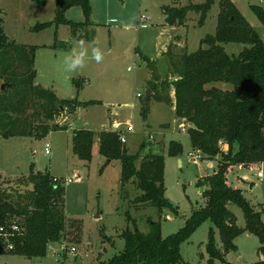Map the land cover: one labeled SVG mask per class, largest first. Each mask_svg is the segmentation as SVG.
<instances>
[{"label":"trees","instance_id":"1","mask_svg":"<svg viewBox=\"0 0 264 264\" xmlns=\"http://www.w3.org/2000/svg\"><path fill=\"white\" fill-rule=\"evenodd\" d=\"M33 1L45 4V0ZM178 2L173 0L172 5L163 7L167 23L187 25L188 13L195 11L200 13L198 22L201 26L216 0L184 6H178ZM73 6L83 9L85 22L66 18V11ZM219 6L216 32L201 41L207 47L190 53H175L171 48L176 45H171L164 52L169 69L165 79L161 78L156 61L141 56L149 68L147 85L152 93L143 101L144 118L149 114L150 100L154 99L174 107L176 117L190 124L188 133L194 147L214 155L220 151V140L229 145L228 153L219 162V170L199 179L198 184L204 187L202 194L206 205L193 211L185 225L168 237L162 234L161 218L147 220V233L137 228L134 220L135 229L128 227L122 233L124 249L103 264H190L183 260L181 244L206 220L214 225L206 244L209 263L215 259L227 262L225 255L237 249L235 238L245 232L259 237L258 253L264 256V206H253L242 188L229 184L227 176L236 165L258 167L264 164V41L232 0H219ZM252 9L264 24V6L254 4ZM91 14L90 0H57L54 20L37 23L33 30L67 24L71 27V39L83 38L86 33L79 34L80 30L95 24ZM3 23L0 16V138L39 139L52 131L67 129L58 122L60 115L73 114L81 105L98 103L96 100L82 102L78 98H61L53 89L37 83L35 60L40 46L19 44L10 39ZM55 39L52 47H57L60 42L57 32ZM71 39L61 42V46L70 45ZM88 40L94 42V39ZM232 42L245 45L237 55L228 53L224 47ZM85 80H73L77 90L85 85ZM3 83L8 85L1 89ZM219 83L228 88L219 87ZM96 136L94 130H74L72 148L81 160L92 161ZM98 138L99 153L105 158L102 169L113 160H120L122 187L133 182L141 191L132 201L134 205H152L158 209L160 217L165 208L178 214V208L165 195V156L162 153L152 152L141 157L140 150L146 147L145 143L138 152L131 153L121 142L119 133L113 130L102 129ZM181 152V143L172 141L169 154L177 156ZM54 178L50 172L32 170L28 175L3 179L0 172V226L17 219L24 229L23 234L12 239L14 248L9 250L13 253L42 258L52 243L64 239L67 230L65 188ZM231 205L242 209L244 226L238 225ZM216 229L223 250L217 246ZM6 247L8 242L0 236V255ZM257 264H264V259Z\"/></svg>","mask_w":264,"mask_h":264},{"label":"rangeland","instance_id":"2","mask_svg":"<svg viewBox=\"0 0 264 264\" xmlns=\"http://www.w3.org/2000/svg\"><path fill=\"white\" fill-rule=\"evenodd\" d=\"M204 1L206 0H179L177 5L184 6ZM232 1L264 41V24L252 9L254 4L264 6V0ZM90 2L91 19L96 23L92 28L91 25L85 26L86 28L80 30L79 34L86 33L83 37L85 40H96L97 44L92 43L91 46L101 49L103 60L99 64L95 60L84 64L93 71L90 77L93 84H89L88 79L85 80L78 100L82 102L96 100L98 103L81 105L73 114L60 115L57 118L58 122L67 129L52 131L39 139L25 136L0 138V172L3 179L28 175L32 170L50 172L52 177L62 178L59 185L65 188L67 214L65 237L61 242L52 243L47 255L42 258L15 254L6 247L4 253L0 255V264H103L124 249L125 240L122 233L128 227L135 229L134 220L137 228L147 233L149 231L147 220L161 218L162 234L168 237L185 225L186 219L193 211L206 205L202 187L198 184L199 179L218 171L222 156L229 151V148L224 150L219 148L217 154L210 155L200 150L204 159L198 162L191 161L188 152L198 148L192 145L188 133L190 124L184 119L177 118L171 105L151 99L147 118L142 115L150 74L147 64L138 58L135 44L137 42L141 46L142 50L140 49L138 53L153 56L156 33L154 30L140 28L139 21L142 16H150V21H157L161 16V6L170 4L173 0H90ZM56 3L57 0H45L44 5H39L33 0H0V16L4 20L3 27L10 39L19 44L40 46L36 59L38 81L48 87L60 88V95L69 97L74 93V84L70 76L71 71L66 69L64 59L69 54L71 45L62 47L61 42H66L65 30L71 27L67 26L61 30L60 42H57L55 48L52 47L56 40L53 27L42 31L33 30L37 23L54 20ZM219 11V4L216 1L201 26L198 22L200 13L190 11L187 25H184L186 30L183 29V35L181 34L182 46L176 45L171 48V52L190 53L200 47H207L201 41L207 35L216 32ZM82 12L80 6H74L66 13V17H72L74 21L84 20ZM140 31L142 35L138 42ZM111 43L114 46L113 52H105ZM224 46L228 53L237 55L245 45L232 42ZM59 51L61 53H56ZM164 57L167 59L165 55ZM156 66L161 78L165 79L168 76V61L163 63L159 60ZM74 78L84 76L76 75ZM217 85L224 89L228 88L222 83ZM138 92L142 93V97L137 96ZM171 95L173 96V92ZM115 121H118L117 126L125 131L128 140L126 146L131 153L138 152L145 143L146 147L140 150L141 157L152 152L165 156V195L178 208V214L165 208L160 217L158 209L152 205H134L132 201L141 191L133 182L126 188L122 187L120 160H113L102 169L105 158L99 153L98 133L102 129L114 128ZM129 123L134 126L133 132H126ZM81 128L97 132L91 162L81 160L73 152V132ZM150 135L154 136L153 139ZM172 141L182 145V152L177 156L169 154ZM47 143L50 145L48 154L45 152ZM137 165H140V160L137 161ZM260 169L264 173V164L258 167L236 165L227 175L229 184L242 188L245 197L258 208L264 206V175L258 176ZM74 174H78L80 179H74L71 183L64 182L67 178H74ZM252 182L256 183L253 188ZM230 209L237 215L238 225L244 226L242 209L236 205H231ZM97 214L99 218H95ZM211 227H214L213 223L206 220L181 244V254L185 262L255 264L262 258L258 253L261 245L259 237L245 232L235 238L237 249L225 255L228 262L215 259L213 263H209L206 244ZM216 241L217 246L223 250L217 229Z\"/></svg>","mask_w":264,"mask_h":264},{"label":"crops","instance_id":"3","mask_svg":"<svg viewBox=\"0 0 264 264\" xmlns=\"http://www.w3.org/2000/svg\"><path fill=\"white\" fill-rule=\"evenodd\" d=\"M216 1H218V4H219V0H216ZM180 4V3H179ZM165 5H172V2L170 3V4H163L162 6H161V16L160 17H158V19H157V21H153V20H151L150 21V16H147V17H145V16H142L141 17V19H140V21H139V27L140 28H143V29H150V31L151 30H154L155 31V33H156V35H155V44H154V51L153 52H155L154 53V55L153 56H151V57H149L150 59H152V60H154V61H156L157 62V64H158V61L159 60H162L163 61V63L165 62L166 63V60L167 59H165V57H164V52H166L168 49H169V47L171 46V45H178V46H182V42H180V40H182V35H183V29L185 28L184 27V25H170V24H168L167 23V21H166V19H165V14H164V12H163V7L165 6ZM74 7V6H73ZM73 7H71V8H69L67 11H66V13L70 10V9H72ZM82 9V8H81ZM219 10H220V6H219ZM82 11H83V9H82ZM66 13H65V16H66ZM83 13V17H84V20L83 19H79L80 21H75V22H85V20H86V18H85V15H84V11L82 12ZM217 14H219V12L217 13ZM78 16V15H77ZM107 16H108V14H107ZM188 17H190V16H188ZM218 17V16H217ZM67 18V17H66ZM79 18H81V17H79ZM111 18V17H110ZM68 19H70V20H72V21H74L73 19H72V17L71 18H68ZM113 19H116V18H112V20ZM153 21V22H152ZM94 23H96V21H94ZM187 24V23H186ZM69 27V25H67V24H61V25H59L58 27H55V26H52L54 29H55V32H57V36H58V40H59V37L61 36L60 35V32H61V30L63 29V28H65V27ZM89 27V26H88ZM93 27V25H91L90 26V28H92ZM129 27V26H128ZM48 28H50V27H48ZM86 28V27H85ZM130 28V27H129ZM47 29V28H46ZM184 30H186V29H184ZM66 31V33H67V35H66V38L64 39V40H66V41H69L70 39H71V28L69 29H66L65 30ZM82 33H84V32H82ZM182 34V35H181ZM141 35H142V33H141V31H140V34H139V39H138V42H139V40H140V38H141ZM184 35H185V32H184ZM81 40H83L84 42H85V46L88 48V50H89V56H88V58H86V62L85 63H88V62H90L91 60H93L92 58H91V49H92V46H91V44L92 43H95V44H97L96 43V40H94V42H92L91 40H85L84 38H73V39H71V42H70V45H71V47L73 46V44H75V43H78L79 41H81ZM145 40V39H144ZM146 41V40H145ZM147 43V42H146ZM185 43H186V41H185ZM42 47V46H41ZM135 47L138 49L137 50V56H138V58H141V56H145V55H143V53L142 52H139L138 53V51L141 49L140 47V45H139V43H137L136 42V44H135ZM142 47H143V45H142ZM225 47V46H224ZM55 48V47H54ZM39 49V48H38ZM38 49H37V51H36V59H37V56H38ZM113 50H114V46H113V43H111L110 45H109V47L106 49V51L105 52H107V53H110V52H113ZM142 50V49H141ZM65 51V50H64ZM63 52V51H62ZM56 53H61V51H59V52H56ZM148 57V56H147ZM35 67H36V70H37V64H36V60H35ZM93 74V71H91V69H90V67L88 66V65H84L82 68H80V69H78L76 72H71L70 73V76H71V78L74 80L75 78H74V76H76V75H78V76H84V78L85 77H87V78H85L86 80H87V82H90L89 84H93L92 82H91V79H90V77H91V75ZM68 76V78H70V76L69 75H67ZM38 70H37V77H36V82L37 83H39V84H41V85H43V86H45V87H48V86H46L45 84H42L40 81H38ZM72 80V81H73ZM73 84H74V81H73ZM88 84V85H89ZM48 88H50V89H53L56 93H57V95L59 96V97H61V98H78L79 99V92H80V90H77V88H76V86H75V84H74V93L71 95V96H69V97H65V96H62V95H60L61 93H60V88H58V87H56V86H51V87H48ZM173 109H174V107H173ZM180 163H182L181 161H180ZM254 185H256V183H254ZM238 218V217H237ZM264 218V217H263ZM237 246V245H236ZM260 255H262V254H260ZM262 259H264V256L262 255V258L260 259V260H262ZM260 260H258V261H256V263L255 264H257ZM228 262V261H227Z\"/></svg>","mask_w":264,"mask_h":264},{"label":"built area","instance_id":"4","mask_svg":"<svg viewBox=\"0 0 264 264\" xmlns=\"http://www.w3.org/2000/svg\"><path fill=\"white\" fill-rule=\"evenodd\" d=\"M137 96L142 97V93L138 92ZM115 124L116 125L114 126V128H111L110 130L117 131L120 135L121 142L123 144H126L128 142V140H127V136H126L125 131H122V129H120L117 126L118 121H115ZM133 131H134V126L129 123L126 126V132H133ZM153 137H154L153 135H150L151 139H153ZM49 146H50L49 143H47L46 147H45L46 154L50 153ZM218 146L221 150L229 148V145L224 140H220L218 143ZM188 157H189V160L194 161V162H198L201 159H204V156L199 149L195 150V151L188 152ZM210 166H212L211 163H210ZM263 175H264L263 170L260 169L258 172V176L263 177ZM61 179H62L61 177L55 176L54 181L58 183L61 181ZM74 179L79 180L80 176L78 174H74V178H67V179H65L64 182L65 183H71L74 181ZM23 233H24V229L17 219L11 221L8 225L0 226V236L8 242V249L14 248V244L12 243V239L15 238L16 236H18L19 234H23Z\"/></svg>","mask_w":264,"mask_h":264},{"label":"clouds","instance_id":"5","mask_svg":"<svg viewBox=\"0 0 264 264\" xmlns=\"http://www.w3.org/2000/svg\"><path fill=\"white\" fill-rule=\"evenodd\" d=\"M88 56L89 50L85 46V42L83 40L73 44L69 54L66 55L64 59L66 69L71 72H76L78 69L84 66ZM91 58L98 64L102 62L103 54L99 47H93L91 49Z\"/></svg>","mask_w":264,"mask_h":264},{"label":"water","instance_id":"6","mask_svg":"<svg viewBox=\"0 0 264 264\" xmlns=\"http://www.w3.org/2000/svg\"><path fill=\"white\" fill-rule=\"evenodd\" d=\"M7 85H8L7 83H3L2 86H1V89H4ZM150 94H151V89L149 88V89H147V91H146L145 100H147V98L149 97ZM254 183H255V182H252V183H251V188H253ZM201 190L203 191V190H204V187H202ZM99 217H100L99 214H97V215L95 216V218H99Z\"/></svg>","mask_w":264,"mask_h":264}]
</instances>
